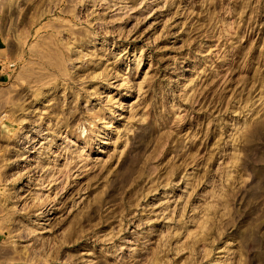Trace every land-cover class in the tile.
Masks as SVG:
<instances>
[{"label":"rangeland","instance_id":"374dc122","mask_svg":"<svg viewBox=\"0 0 264 264\" xmlns=\"http://www.w3.org/2000/svg\"><path fill=\"white\" fill-rule=\"evenodd\" d=\"M0 264H264V0H0Z\"/></svg>","mask_w":264,"mask_h":264}]
</instances>
